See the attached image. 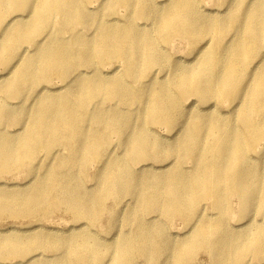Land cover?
<instances>
[{"label":"bare ground","instance_id":"1","mask_svg":"<svg viewBox=\"0 0 264 264\" xmlns=\"http://www.w3.org/2000/svg\"><path fill=\"white\" fill-rule=\"evenodd\" d=\"M161 1L0 0L10 76L0 171L30 174V188L0 190V217H46L61 204L77 221L63 233L1 231L0 259L195 264L204 253L206 264H264V0H217L211 13L206 0ZM174 37L194 65L165 51ZM53 75L62 88L49 87ZM41 156L59 168L35 171ZM102 218L109 244L95 229ZM175 218L185 233L169 232Z\"/></svg>","mask_w":264,"mask_h":264},{"label":"rangeland","instance_id":"2","mask_svg":"<svg viewBox=\"0 0 264 264\" xmlns=\"http://www.w3.org/2000/svg\"><path fill=\"white\" fill-rule=\"evenodd\" d=\"M157 2L161 0H156ZM162 3L164 0L161 1ZM205 10L208 13H211L213 11H216L215 9L217 8V0H206L205 2ZM90 8H94L97 6V3L93 1L92 3H89L88 5ZM220 9V8H219ZM221 10V9H220ZM123 12L121 8H118L117 12ZM13 15V14H12ZM10 16L8 21H10L13 16ZM11 23V21H10ZM79 29V27H78ZM81 29H84V27H81ZM79 29V30H81ZM69 33L66 32L64 35L67 37ZM0 36H1V31H0ZM164 45V44H162ZM189 42L185 39L182 38L180 39L179 37H174L170 42L169 45L167 44L165 46V51L170 55V57L175 60V59H180L183 62V65L185 64L186 67H190L196 63L194 61V55L191 53V49ZM30 48H34V44H31L29 46ZM13 59H10L9 63H12ZM184 65V67H185ZM109 69V68H107ZM6 69L4 68V65L0 66V85L3 84L10 76L9 73L5 71ZM163 73H159L158 77H163ZM66 82L60 80L57 76L53 75L49 79V87L52 89H57L59 87H63ZM1 93V92H0ZM62 93L59 91L58 94ZM23 96L27 97L28 93L23 92ZM1 98L4 99V96L1 95ZM189 101L192 102V104L196 105L195 99L194 98H189ZM8 102H11V104L16 105V110L18 109L19 105V98L18 99H11L9 98L7 100ZM30 99L26 98L24 100L25 103H29ZM187 102V100H186ZM229 102L224 104L225 106H228ZM195 109V108H193ZM21 125L20 124H12L8 125V130H12L14 132H17L20 129ZM158 133V136H164L166 134V128L165 127H158L156 128ZM164 139H168L169 137H162ZM117 139L115 136L112 137V142H115ZM166 141V140H164ZM62 151H57V155H59ZM43 155V154H42ZM57 161L58 159L54 160H48L46 157L41 156L40 157V166L36 168L41 174L44 173L47 169L50 170H57L59 167L57 166ZM95 171L94 166H90L88 170V174H86L87 178V186H91L93 184V180H91V175ZM28 171H26V168L21 167L16 170H7V171H0V190L4 192H11L16 189H28L30 186H25L27 184V180L30 174H28ZM233 209L238 211V205L237 202L234 200L233 204ZM12 208L8 213H5L1 215L0 217V235L3 234L1 231H6L8 234H14V233H20L21 235H31L36 231H46L49 232V234H55V233H63L64 231H67L72 225L77 223V221L69 214V212L66 210L64 205L57 204L52 208V212L46 216L43 217L41 215H37L34 217H24V216H19V217H14L11 215L12 213ZM170 221V220H168ZM166 221V223H168ZM35 224H38L41 226L38 230H33ZM168 229L169 232L172 235L176 234H183L184 229L182 227V223L180 220L177 218L173 219L171 222L168 224ZM95 229L100 232V235H105L106 240L105 242L107 244L115 241V236L114 233L115 231H111L107 229V221L105 218H102L101 221L99 220L95 226ZM36 250L32 254L37 253L36 255L39 257L40 252ZM45 254H50V253H45ZM27 258L17 256L16 258H9V259H0V264H16L18 261H25ZM138 260H141L138 258ZM195 264H206L207 263V255L204 253L199 254L197 256L196 262L194 261Z\"/></svg>","mask_w":264,"mask_h":264}]
</instances>
